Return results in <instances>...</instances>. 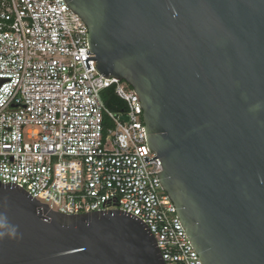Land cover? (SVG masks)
Wrapping results in <instances>:
<instances>
[{"label": "water", "instance_id": "obj_1", "mask_svg": "<svg viewBox=\"0 0 264 264\" xmlns=\"http://www.w3.org/2000/svg\"><path fill=\"white\" fill-rule=\"evenodd\" d=\"M65 2L88 29L86 69L97 61L139 97L202 263L264 264V0ZM0 264L165 262L136 218L64 215L0 183Z\"/></svg>", "mask_w": 264, "mask_h": 264}, {"label": "built area", "instance_id": "obj_2", "mask_svg": "<svg viewBox=\"0 0 264 264\" xmlns=\"http://www.w3.org/2000/svg\"><path fill=\"white\" fill-rule=\"evenodd\" d=\"M87 33L65 0H0V183L64 215L120 211L150 231L165 264H203L157 175L139 97L97 61L86 69ZM111 87L126 115L106 107Z\"/></svg>", "mask_w": 264, "mask_h": 264}, {"label": "trees", "instance_id": "obj_3", "mask_svg": "<svg viewBox=\"0 0 264 264\" xmlns=\"http://www.w3.org/2000/svg\"><path fill=\"white\" fill-rule=\"evenodd\" d=\"M125 83V82H123ZM126 84V83H125ZM129 88H131L128 85ZM103 100L106 104V107L116 114L120 115H126L128 113V107L127 104L119 98V96L116 93L115 87H111L106 89L102 94Z\"/></svg>", "mask_w": 264, "mask_h": 264}, {"label": "rangeland", "instance_id": "obj_4", "mask_svg": "<svg viewBox=\"0 0 264 264\" xmlns=\"http://www.w3.org/2000/svg\"><path fill=\"white\" fill-rule=\"evenodd\" d=\"M106 126L114 127V125L108 119H106Z\"/></svg>", "mask_w": 264, "mask_h": 264}]
</instances>
